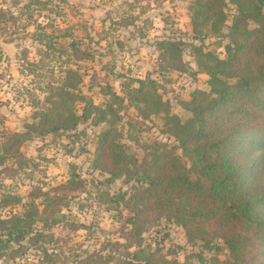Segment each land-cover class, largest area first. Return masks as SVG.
Segmentation results:
<instances>
[{
    "label": "rangeland",
    "instance_id": "obj_1",
    "mask_svg": "<svg viewBox=\"0 0 264 264\" xmlns=\"http://www.w3.org/2000/svg\"><path fill=\"white\" fill-rule=\"evenodd\" d=\"M29 1L13 5L12 0H0L15 17L0 30V141L4 133L23 132L24 125L34 121L33 113L47 106V83L57 85L62 69L69 66L82 74L79 88L92 103L115 109L118 140L138 163L150 160L163 146L179 157L194 180L197 173L189 154L167 132L164 115L152 113V105L140 102L133 89L137 79H152L170 113L189 118L184 102L195 90L210 89L208 75L197 66L194 47L224 58L236 14L233 6L226 10L219 34L194 38L190 20L194 0H31L29 8L21 9ZM163 40L176 43L182 50L180 58L171 59L160 44ZM106 117L112 121L110 112ZM228 117L218 119V124L234 123L233 116ZM108 127L87 118L74 131L32 135L17 153L6 156L0 164V217L20 213L30 194L43 190L54 198L36 199L40 210L45 205L41 220H58L44 229L41 220L36 221L32 227L43 235L27 236L21 246L12 244L0 264H118L129 243L154 252L164 259L162 264L228 259L220 238L214 237L207 246L200 239L188 240L182 226L143 199L145 192L138 203L129 202L143 189L140 171L133 166H129L133 174L106 180L109 174L97 167L102 164L96 151L100 133ZM234 137L235 162L243 171L247 168L250 179L263 184L264 129ZM71 173L80 183L57 188ZM4 194L19 195L21 201L3 205ZM59 195L62 200L54 201ZM256 204L259 218L264 219V201Z\"/></svg>",
    "mask_w": 264,
    "mask_h": 264
},
{
    "label": "trees",
    "instance_id": "obj_2",
    "mask_svg": "<svg viewBox=\"0 0 264 264\" xmlns=\"http://www.w3.org/2000/svg\"><path fill=\"white\" fill-rule=\"evenodd\" d=\"M18 1L12 0L13 5ZM30 1L21 9L29 8ZM33 2L41 3L40 0ZM263 2H192L190 20L194 38L200 37V34L205 36L208 32L219 34L230 5L236 14L229 26V42L224 45V58L211 51H202L201 46L194 47L198 56L197 66L208 75L210 89L195 90L191 99L184 102V108L191 113L189 118L182 120L170 113L152 79H137L138 87L133 89L140 102L152 105V113L164 115L167 132L189 154L191 168L197 173L194 180L190 179V170L180 162L179 157L163 146L161 151L153 153L150 160L138 163L137 158L130 155L118 140L120 133L113 125V120L119 118L115 109L110 105L104 108L92 103L79 88L82 74L69 66L62 69L57 85L47 83V106L33 113L34 121L26 123L23 132L4 133L0 141V164L6 156L17 153L20 145L32 135L74 131L87 118L95 124L106 122L109 127L100 133L96 151L102 165H96L109 174L106 178L109 181L122 174H133L129 166L140 171L143 189L131 195L129 202L136 201L138 196L141 198L142 192H145L143 199L156 207L160 206L168 218L182 226L188 240L200 239L207 246L214 237L220 238L229 251V258L220 260L213 257L204 264H264V219L259 218L256 209V203L264 201V183L250 179L247 168L243 171L233 158L236 147L234 135L264 129ZM10 19L15 17L9 7L0 4V30ZM160 44L166 48L171 59L180 58L182 50L176 43L163 40ZM146 83L151 85L150 89H146ZM112 96L119 99L114 93ZM109 112L112 121L106 117ZM224 116H229L227 120L233 116L234 123H226L222 127L223 123L218 124L217 121ZM75 177L71 173L67 181L57 185V188H67L73 183L75 188L80 183L75 181ZM30 197L20 213L0 217V259L11 251L12 244L21 246L27 236L43 235V231L32 227L41 220L40 212L45 207L40 210L36 199L50 200L54 197L43 190L31 193ZM62 197L59 195L54 201L60 202ZM20 201L19 195L4 194L1 199L3 205ZM57 220L56 217L49 221L41 220L42 228L55 224ZM128 223L139 222L129 220ZM131 246H135V249L129 251ZM160 262L165 261L158 259L154 252L133 243L125 247L124 255L118 259V264H162ZM173 263L180 264L177 261Z\"/></svg>",
    "mask_w": 264,
    "mask_h": 264
}]
</instances>
